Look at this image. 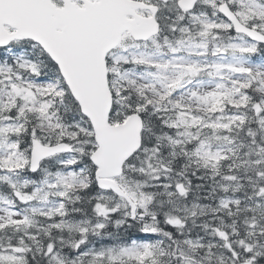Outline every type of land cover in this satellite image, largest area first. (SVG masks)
<instances>
[{
  "label": "snow or ice",
  "instance_id": "6c2138e0",
  "mask_svg": "<svg viewBox=\"0 0 264 264\" xmlns=\"http://www.w3.org/2000/svg\"><path fill=\"white\" fill-rule=\"evenodd\" d=\"M0 264H264V0H0Z\"/></svg>",
  "mask_w": 264,
  "mask_h": 264
}]
</instances>
